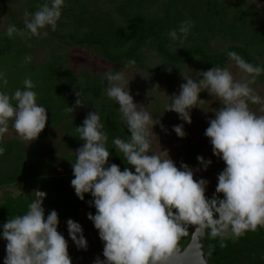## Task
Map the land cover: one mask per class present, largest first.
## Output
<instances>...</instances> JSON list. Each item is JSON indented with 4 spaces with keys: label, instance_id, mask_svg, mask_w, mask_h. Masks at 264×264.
Instances as JSON below:
<instances>
[{
    "label": "clouds",
    "instance_id": "clouds-1",
    "mask_svg": "<svg viewBox=\"0 0 264 264\" xmlns=\"http://www.w3.org/2000/svg\"><path fill=\"white\" fill-rule=\"evenodd\" d=\"M63 5L64 0H51L35 13L26 10L27 34L46 36L47 32L41 30L47 27L55 31ZM193 26L192 21H183L178 32L186 38ZM6 32L9 37L25 35L15 25H9ZM169 36L183 43L177 30H172ZM227 55L245 74L241 80H235L227 68L220 67L198 72L200 79L183 75L186 82L180 84L179 94L171 95V104L166 106V112H175L182 121L191 124L190 110L204 102L200 99L201 92L207 91L222 105L215 111V118L208 121L204 133L210 139L213 155L226 165L218 174L216 190L210 199L205 195L208 181L195 180L193 169L187 164L181 163L178 168L167 150L150 153L149 137L156 135L153 127L160 121L154 124L143 104L134 102L130 81L122 71L105 74L106 94L119 105L130 133L127 142L116 138L113 143L134 172L128 167L121 171L117 164H109L104 125L97 110L89 111L82 125L76 127L84 143L75 150L71 186L81 201L86 193L93 197L91 203L96 214L88 213L87 218L104 245V259L97 258L95 264H182L177 255V241L187 234L190 226L200 233L210 230V237H220L221 241L264 226V115L257 116L249 110V102L264 103L250 86L264 68L246 62L236 52ZM25 59L30 61L31 57ZM134 63L131 60L128 65ZM167 71L170 73L172 68ZM3 83L7 84L6 78ZM23 83L24 89H17L12 96L0 92V138L8 132L12 121L19 137L33 142L46 127L47 109L37 104L31 79ZM75 96L74 106H68L66 113L72 114L76 108L85 106L81 91L75 92ZM173 131L180 138L186 135L183 124L174 125ZM4 151L0 147V155ZM197 161L204 170L212 163L203 156H197ZM45 195L38 191L26 214L10 218L3 225L2 238L7 241L3 264H72L68 242L57 230L58 213L52 210L45 219L40 199ZM67 229L77 248L86 250L82 226L68 219Z\"/></svg>",
    "mask_w": 264,
    "mask_h": 264
},
{
    "label": "trees",
    "instance_id": "trees-1",
    "mask_svg": "<svg viewBox=\"0 0 264 264\" xmlns=\"http://www.w3.org/2000/svg\"><path fill=\"white\" fill-rule=\"evenodd\" d=\"M45 3L50 4L51 0H0L4 20L0 26V79L8 75L7 90L0 92L12 96L17 89H24L25 79H31L36 102L47 109L48 119L71 121L62 166L76 162L74 150L84 143L76 127L82 125L89 111L97 110L108 137L109 164H117L121 171L131 168L113 143L116 138L127 142L130 133L119 105L106 94L105 74L109 71L138 67L162 77L173 95L175 78L180 73L194 67L202 78L200 71L226 68L232 62L227 55L230 51L264 68V0H64L55 31L47 27L41 30L47 32L46 36H29L24 13H35ZM186 20L194 26L183 38L178 28ZM9 25L24 30L25 35L9 37ZM172 30H177L183 43L169 36ZM78 50L106 63L109 69L101 72L75 63ZM28 56L30 61L25 59ZM131 60L135 63L128 65ZM262 83L264 71L254 85ZM77 91H81L85 106L66 113L68 106H74ZM0 147L5 149L0 155V189L13 186L19 191L16 196L5 192L4 201H0V239L3 225L10 218L26 214L40 189L47 191V213H58V226L62 229L67 228L68 219L77 221L81 206L90 213L96 212L87 198L72 208L68 201L60 200L62 192H69L64 189L65 177L51 171L53 165L43 160V152L34 145L26 147L20 139L0 138ZM195 153L194 146L189 145V159ZM11 159L14 164L7 170L3 163ZM193 228L190 226L187 234L178 239L181 245ZM209 233L205 230L203 240L211 264H264V226L223 241L220 237L211 238Z\"/></svg>",
    "mask_w": 264,
    "mask_h": 264
},
{
    "label": "rangeland",
    "instance_id": "rangeland-1",
    "mask_svg": "<svg viewBox=\"0 0 264 264\" xmlns=\"http://www.w3.org/2000/svg\"><path fill=\"white\" fill-rule=\"evenodd\" d=\"M3 23L4 20L0 13V26H2ZM75 63L101 72L108 70L110 67L99 59L91 57L86 52L80 50L75 52ZM226 68L232 73L235 80H241L245 76V74L236 66L234 61L230 62ZM119 71H122L125 75V79L130 81L129 88L134 97V102L143 104L144 110L150 114L154 124L160 121L159 124H156L153 127V132L156 135L149 137L151 142L150 153H159L162 150H167L170 158L175 162L178 168H180L181 163L187 164L193 169L195 180L198 181L200 179H205L208 181L205 195L207 198H212L218 183V174L224 170L226 165L222 159L213 155L210 139L206 137L204 133L209 126L208 121L215 118V111L222 106L220 101L217 100L215 96H210L207 91L201 92L200 99L204 100V102L200 103L198 107L190 110L192 123L188 124L182 121L177 113L170 111L166 112V106L170 105L169 100L171 93L169 84L164 81L162 77H156L138 67H127L120 69ZM183 75L193 79H200L194 67L184 73H180L175 78L176 94H179L180 84L186 82L183 79ZM7 76L8 75L1 76L0 91L7 90V84L5 85L3 83L5 78H7L8 82ZM250 86L255 89L256 93L261 97V100L264 101V83L257 86L252 84ZM249 110L257 116L264 115V103L252 104L249 102ZM178 124H183L184 126V131L186 133L184 138L178 137L173 131V126ZM72 126L73 124L69 120L50 118L39 137L35 141L29 142L24 141L19 137L15 129L12 127V121H9V130L2 137L4 140L20 139L24 142L26 147L34 145L36 149L43 152V160L48 162V165H53L51 171L55 172L58 177H65L64 189L66 188L69 192H62L64 195L59 198L62 201H64V199L65 201H68L69 208L83 202L85 198H87V203L89 205H93L91 203L93 197L90 193L85 194L83 201L76 196L75 190L71 186V180L74 178L72 163L62 166V157L67 152L65 138L67 137V132L72 129ZM189 145H193L196 151L193 159H189L187 156ZM197 156H203L205 161H212L207 167V170H204L203 166L197 161ZM13 164V159H11L4 162L3 166L5 167L6 165L8 170V167L10 168ZM130 169L134 172L132 166ZM7 191L13 196H16L19 193L17 188L13 186L1 188L0 201H4V193ZM219 195L223 196V194Z\"/></svg>",
    "mask_w": 264,
    "mask_h": 264
},
{
    "label": "water",
    "instance_id": "water-1",
    "mask_svg": "<svg viewBox=\"0 0 264 264\" xmlns=\"http://www.w3.org/2000/svg\"><path fill=\"white\" fill-rule=\"evenodd\" d=\"M38 191L46 194L40 198L42 200V207L44 209L46 219L48 215V206L46 203L47 191L43 189ZM38 191L36 192L33 202L37 198ZM88 213L90 212H88L86 208L80 207L76 221L83 228V235L86 238L88 244L86 250L77 248V246L71 241L67 228L62 229L59 226L57 228L58 232H60L68 242V251L72 260V264H95L97 258L100 260L104 259L102 255L104 246L103 242L100 240L98 230L95 229L93 222L87 218ZM92 214L95 215L96 212ZM203 234L204 233L194 231L193 228L183 245L179 243V240L177 241V255L182 264H211L207 258ZM6 244V240L3 238L0 239V264H3L4 258L6 256Z\"/></svg>",
    "mask_w": 264,
    "mask_h": 264
}]
</instances>
